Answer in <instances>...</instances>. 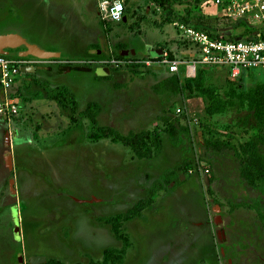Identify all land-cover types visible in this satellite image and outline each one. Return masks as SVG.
Instances as JSON below:
<instances>
[{"label":"rangeland","instance_id":"rangeland-1","mask_svg":"<svg viewBox=\"0 0 264 264\" xmlns=\"http://www.w3.org/2000/svg\"><path fill=\"white\" fill-rule=\"evenodd\" d=\"M27 1L0 0V32L7 28L21 30L44 46L61 48L63 54L39 67L46 75L23 70L18 77L14 96L19 113L9 116L13 128L9 133L14 140L20 134L23 147L19 153L21 158L15 161L12 178L23 186L24 198L31 204L27 206L25 223H20L17 210L21 211L22 207H4L0 195V264H28L27 257L35 251L49 258L60 256L63 262L79 260L72 256L81 253H90V257L80 258L97 260L104 247H117L114 237L104 233L101 224L104 217L121 213V202L133 204L144 194L151 195L155 205L150 207V217L140 218L132 227L133 246L130 256L122 257L121 264H173L169 244L175 238L177 243L184 242L183 233L180 236L176 231L179 215L200 214L209 199H213L216 215H209L213 257H199L210 252L205 242L199 240L197 249L182 247L183 258L175 259H181L182 264H264V257H252L248 261L245 257H236V246L232 244L238 230L234 223L231 225L230 217L239 210V205L251 204L264 212V181L256 177L246 181L241 177L248 144L256 141L264 154V142L257 139L262 123L257 114L264 113V74L259 70L247 71L241 81H235L226 68L204 67L189 76L183 67L180 79L191 80L194 90L182 87L178 94L172 95L156 89L170 75L168 70L143 63L157 57L154 48L171 50L178 58L187 60L185 53L189 49L183 43L180 27L195 26L199 19L209 21L216 28L231 27L235 39L249 27L221 18L222 8L214 4L204 6L205 0H169L168 3L166 0H122L128 20L121 24L103 19L98 5L106 0H54L59 8L65 9L61 18L56 15L59 9L53 15L43 0H30L28 4ZM41 11L56 18L51 20ZM148 43L153 46L149 48ZM124 48L135 50L136 55H128L126 60L132 64L119 69L99 64ZM24 51L25 48H19L14 53ZM100 68L112 69V75L101 79L98 77L103 74L101 70L97 78L87 74ZM201 71L203 77L199 80ZM55 75L61 77L53 83L50 79ZM71 95L75 96L78 107L84 101L101 106L99 124L102 127H110L124 136L150 129L152 135L146 142L158 139L161 148L152 151L148 159H141L112 136L90 140L91 122L80 115V110L77 113L68 108V116L60 114V104L54 98L60 97L67 104ZM209 107L218 113L211 114ZM164 116L175 117L179 126L188 129L183 135L184 143L175 146L170 142L166 128L171 122L163 123L160 118ZM3 120L7 122L8 117ZM5 142L3 138L4 146ZM32 151L34 163L29 157ZM188 159L193 161V167L185 175L187 181L179 179L173 189L163 191L165 182L176 183L171 168ZM141 170L157 181L153 190H146L142 195L139 191ZM25 181L28 183L24 184ZM13 183L10 179L5 185L10 192H13ZM50 186L56 194L71 195L76 191L83 198L89 197L91 189L107 200L91 199L93 202L82 204L65 202L61 197L41 203V196ZM255 209L240 208L237 221L250 222L255 230L254 219H259ZM243 210H251L254 216ZM214 217L218 226L213 225ZM228 218L230 225L227 221L223 226L222 222ZM94 220L97 227L93 226ZM188 240L191 246L193 240L189 237ZM67 245L74 251L70 252ZM21 253L22 261L19 260Z\"/></svg>","mask_w":264,"mask_h":264},{"label":"built area","instance_id":"built-area-1","mask_svg":"<svg viewBox=\"0 0 264 264\" xmlns=\"http://www.w3.org/2000/svg\"><path fill=\"white\" fill-rule=\"evenodd\" d=\"M214 4L222 8V16L228 21H235L240 26H247L245 34L233 38L231 27L216 28L214 32L195 27L181 26L183 43L188 46L185 54L187 60L170 57V50H163L161 57H152L143 63L147 66H159L168 70L169 74L180 75L183 67L189 76L195 75L200 67L226 68L232 80L241 77L252 70H259L264 74V0H205L204 6ZM104 20L115 24L127 19L125 3L122 0L99 5ZM115 57L100 61L102 66L119 69L132 64ZM153 60V61H152ZM50 62L27 57L16 59L8 55H0V116L18 115L19 106L14 94L18 84V77L26 67H36ZM142 63V64H143ZM26 72V71H25Z\"/></svg>","mask_w":264,"mask_h":264},{"label":"flooded vegetation","instance_id":"flooded-vegetation-1","mask_svg":"<svg viewBox=\"0 0 264 264\" xmlns=\"http://www.w3.org/2000/svg\"><path fill=\"white\" fill-rule=\"evenodd\" d=\"M16 51H17V49H16ZM16 51L10 50L8 52H9V54L18 55V53H14ZM75 101H76V99H75ZM88 104H90V103H88ZM79 108H80V105H79ZM84 110H82L80 108V115H83L81 113ZM7 147H8V150L12 151L10 146H4V149L5 148L7 149ZM17 150H18V148H17ZM13 152H15V151L13 150ZM22 154H23V152H22ZM29 157L32 160V163H34L35 159H33V151L29 154ZM17 158H18V155H17ZM137 158H139V157H137ZM16 161L18 162V159H16ZM178 165H180V164H178ZM178 165H175L171 169L174 170ZM13 169L15 171V166L13 168H9L6 164V162L3 165V167L0 168V173L4 172V174L7 177V183L10 179H13L12 178L13 177L12 176ZM174 174H175L174 176H175L176 183L174 184L171 180L165 182V188H163V191L164 190L169 191V190L173 189L175 187V185L177 184V180H179V179H181V181H183V182L187 181V178L185 177L186 174L183 175L182 171L179 170L178 172H176ZM30 178H31V176H30ZM18 180H20V179H18ZM27 180L29 181L28 177H27ZM31 181H32V178H31L30 182ZM26 182L27 181H25L23 183L27 184L28 182L27 183ZM68 182H70V181L68 180ZM156 182L157 181H156L155 177L150 178L146 174L144 175V172L141 170L140 183H139L140 185H142L141 186L142 189L139 187V191H141L140 192L141 195H142V193L144 194V192L146 190H149L151 188L153 190V187H155L157 184ZM69 184L71 185V183H69ZM73 186H75V185H73ZM71 187H72V185H71ZM59 188H62V187H59ZM15 189H16L15 190L16 193L14 195V201L18 206L22 207L21 211L18 210V215H19L18 221L20 223L21 222L25 223V221H26L25 217L28 216V213H29L28 207L30 206L31 203L27 199L24 198L25 192H23L24 189H23V186L20 184V182H18V184L16 183ZM47 189H49V190H47ZM47 189H46L47 191L45 193H43V195L41 196L42 197L41 203L42 202L45 203V201L47 202L49 200L53 201L56 199H61V197H63L65 199L64 200L65 202L66 201L67 202L73 201V202L82 203V204L88 203V202H93V200L96 202H101V201L107 200V198H105V197L103 199L100 196H98L91 189H90V195L87 198H83V197L79 196L76 191L72 192L71 195H67V194H59V193L56 194L54 192L55 189H53L51 186H50V188H47ZM61 190L64 191L65 189H61ZM63 193H66V192L64 191ZM147 196H148V199H146ZM91 199H93V200H91ZM207 202H209V203H207ZM207 202H205L204 207H202V209L198 212L200 214L196 215L194 213L185 212V215H182V213L179 212V214L180 213L181 214L179 215L180 219L178 221V224H177L178 228L176 231L178 233H180V236L183 233L184 237L182 238V240L184 242L181 243L179 241V243H177V239L175 238L176 241L174 243L171 242L169 244L168 251L171 255H174L171 259V263L174 264V262L180 261L182 264L181 259L183 257H181V248L182 247L186 248V250L192 249V251H193V250L197 249L195 247V245L199 240L204 241L206 248H209V250H210V252L204 253L205 257L206 258L213 257L212 254H213L214 238H213L212 227H211V223L209 221V218L211 217L210 214H213L214 216H216V215L214 214L215 212H214L213 199H209V201H207ZM142 203H145L146 206L140 212H138L135 216L130 217L129 216V215H131L130 213L133 212L134 209L139 204H142ZM153 205H155V201H154L153 197H151V195H145L144 194V197L142 196V198H139L133 204H131L129 202H125V203L121 202V204L119 205L121 213H117V214L111 215L109 217H104V220L101 222V224H103L102 228L104 229V233L107 236L110 235L111 237H114V239H115L114 243H116L115 246H117V247H115V248L104 247L101 250V254H100L101 257H98L97 260H93V258H91V259L90 258H80L82 255H83L82 257H90L89 256L90 253H86V254L81 253V255H79V256H77V255L72 256V257H78L79 260H74L73 262H72V260L71 261L67 260V261L63 262V258L60 256L49 258L47 255L43 254L42 252H41L42 254H39L37 251H35L33 253V255H30L27 257L26 262L28 264H31L30 263L31 257H33V256H44V257H46V262L43 264H121L122 257L125 258L127 256H130L129 252H130L131 247L133 246V239L131 237L132 236V230H131L132 227L134 226L135 223L138 222V220L140 218L144 219V218L150 217L149 215L152 214V211H149V210H151L150 207H152ZM50 208L51 207L49 206V209ZM22 214H23V217H21ZM209 215H210V217H209ZM212 220H213V225L218 226L216 217L212 218ZM94 223H95L94 225L92 223L91 224L94 227H97L96 220H94ZM222 225L224 226L225 223L222 222ZM14 226H15V224H14ZM15 228H16V226H15ZM99 228H100L99 230L102 231L101 227H99ZM192 231H193V234L190 235L191 234L190 232H192ZM194 231H195V234H194ZM13 236H14V231H13ZM65 237H67V236H65ZM188 237L193 240L192 244H191L192 248H190L191 246L189 245ZM59 238H60V236H59ZM179 240H181V238ZM130 242H131V244H130ZM67 246H68L67 249L70 252L74 251V249L69 247V245H67ZM200 246H202V245H200ZM68 250H65V251H68ZM202 256H203V254H201L199 257H202ZM58 257H60V258H58ZM177 257H181V259H175ZM163 259H165V258H163ZM168 259H170V257H168ZM203 259H205V258H203ZM19 260H21V261L23 260L22 253L20 254Z\"/></svg>","mask_w":264,"mask_h":264},{"label":"trees","instance_id":"trees-1","mask_svg":"<svg viewBox=\"0 0 264 264\" xmlns=\"http://www.w3.org/2000/svg\"><path fill=\"white\" fill-rule=\"evenodd\" d=\"M166 1L167 3L169 2V0H166ZM193 27L199 28L202 30H207L210 32H214L216 30V27L213 26L212 23H209V21H206L204 19L197 20L195 22V26ZM123 50H125V48ZM122 51L119 53H115V57L117 59L123 60V59H127L128 57H130V56H122L121 54ZM8 56L14 57L16 59H20L18 55L8 54ZM170 57L174 59L178 56L176 55V53L170 50ZM189 57L190 56L187 55V58ZM202 68L204 67H200L198 71H200ZM168 76L166 77L167 79L163 80L161 83H158L156 85V89L158 91L161 92L163 90V91H167L171 93L172 95H176L179 93L182 87L192 88V90H194L191 80L185 79L183 81L180 79V76H182V73L181 75L170 74ZM202 77L203 76H202V71H201L199 75V80H202ZM59 98L60 97H58V99L57 98H54V99L57 100V102L60 104L62 109L70 108L72 112H74L75 110H77V113L79 112L80 108L77 106L74 95H71L70 102L67 104H63V102L59 100ZM72 105L74 106V108L70 107ZM101 111H102L101 106H99L97 103L92 102L88 104L87 108L81 113L83 114L85 118L89 119L91 122L90 123L91 132L89 133V136H88L90 140L103 138L106 136L107 137L112 136L114 138H117L118 143H121L129 147L135 153V155L141 159H146V158L148 159L152 151L155 152V150H159L161 148V143L159 142L158 139H155V141H153L152 143L146 142L148 141L149 137L152 135V132L150 131L132 132L124 136V135L119 134L117 131L111 129L110 127H102L99 124V120H98L101 114ZM209 112L211 114H216L218 113V110L215 108L209 107ZM257 115L259 119L262 121V123L259 126V133L257 135V139L261 140V142H264V136H262V133L264 134V113L261 112V114H257ZM160 120L165 124H167L169 121L171 122V125L168 128H166V132L168 133L170 142H172L175 145H180L184 143L183 135L189 132L186 127L179 126L175 117L164 116V117H161ZM247 153H248L247 154L248 156L242 161L241 177L245 179L246 181H248L247 179H249V177H256L264 181V154L259 149L258 145L256 144V141L250 142L248 144ZM192 167H193V161L191 159H188L184 163L178 165L171 173L174 174L180 170L184 174H187L189 169H191ZM145 206H146L145 203L139 204L134 209V211L130 213L131 215L129 216L130 217L135 216ZM238 207H249V208L255 209L254 207H252L251 204L239 205ZM255 210L260 220L264 222V212L257 210V209Z\"/></svg>","mask_w":264,"mask_h":264},{"label":"crops","instance_id":"crops-1","mask_svg":"<svg viewBox=\"0 0 264 264\" xmlns=\"http://www.w3.org/2000/svg\"><path fill=\"white\" fill-rule=\"evenodd\" d=\"M21 1H25V0H21ZM30 1V0H29ZM29 1H27V4L29 3ZM59 2H63V1H59ZM31 3V2H30ZM42 3H44L45 4V7H48V8H51V10H52V13H53V15H55V12H57L58 10H56V9H59V11H58V13L56 14L58 17L57 18H61L62 17V15L65 13V9L62 7V9L61 8H59V6H57L55 3H54V0H43L42 1ZM58 5H60V4H58ZM43 6V5H42ZM64 6L66 7V6H68L67 4H64ZM99 6V5H98ZM44 7V6H43ZM44 7V8H45ZM37 11V10H36ZM38 12V11H37ZM41 13H44V15L43 16H49L48 15V13L46 12V11H41ZM48 18V17H47ZM53 18H56V16H53V17H50L49 16V19H53ZM8 29H10V28H7V29H3L1 32H0V34H4V33H19V34H21L23 37H25L27 40H29L31 43H34V44H37L38 46H40L41 48H43V49H45V50H47V51H50V52H57V53H59L60 54V56L63 54V50H61V48H57V47H53V46H44V45H42V44H40V43H38V42H36V41H34V40H32V38L30 37V35L29 34H25V32H23V31H21V30H18V29H16V30H8ZM29 30H30V28H29ZM126 40V39H125ZM149 44V43H148ZM153 46V44L152 45H150L149 44V48H151ZM154 48V47H153ZM156 49H158V48H154V50H156ZM32 58H36V57H32ZM38 59V58H37ZM45 61H51V60H45ZM51 63V62H50ZM41 65H39V66H36V67H34L35 68V72H34V74H36L37 72L39 73V71L40 72H42V74H44V75H46L47 74V72H45V71H41V70H39ZM48 66V65H47ZM27 68V67H26ZM25 68V69H26ZM46 68H48V67H46ZM45 68V69H46ZM94 68V67H93ZM157 68H160V67H157ZM53 69H54V67H53ZM101 69H105V68H100V69H97L96 70V72H94V71H91L90 73H87V74H91V75H93L94 76V78H97V73H98V71L99 70H101ZM109 69V68H108ZM161 69V68H160ZM110 70V72H112V70L111 69H109ZM47 71V70H46ZM158 71V70H157ZM160 71V70H159ZM37 73V74H38ZM110 75H112V73L110 74ZM109 75V76H110ZM67 77H69V74H67L66 75ZM109 76H104L105 78H108ZM51 77H53V78H51L50 80L54 83V82H57V81H59V77H61V76H51ZM98 77H100L101 79H102V77L103 76H101V75H99ZM107 80V79H106ZM105 80V81H106ZM102 82V81H101ZM107 83L109 82V81H106ZM69 84H70V82H68ZM72 86H74V85H72ZM52 87H53V85H52ZM82 97H85V95L84 96H82ZM87 97V96H86ZM2 98H3V96H2V93H1V90H0V100H2ZM79 102H81L82 103V99L80 100V96H79ZM84 100H85V98H84ZM83 100V101H84ZM87 100V99H86ZM90 102V101H89ZM89 102H87L86 104H85V101H84V103H82V105L80 106V108L82 109V110H84V108H86L87 107V105H88V103ZM60 114H62L63 116L64 115H69V112H68V110L67 109H62L61 108V106H60ZM83 116V115H82ZM84 117V116H83ZM3 116H1V118H0V168H2L3 167V165L5 164V162H6V164H7V166L9 167V168H13L14 166H15V161H16V159H17V155H18V158H21L20 157V148L21 147H23V143H22V138H21V135L20 134H17V135H19V137H18V139H16V140H14V137H12V139L10 138V133H11V131L13 130V128H12V126H11V121L12 120H10L9 119V117H8V121L7 122H5L4 120H3ZM7 118V117H6ZM85 118V117H84ZM87 119V118H86ZM161 119V118H160ZM98 120H100V116H99V118H98ZM90 121V120H89ZM15 130H16V127H15ZM148 130H150V129H147V131ZM3 131L5 132L4 133V136H3ZM10 132V133H9ZM90 132V131H89ZM137 132H141V131H137ZM15 133H18V132H15ZM3 138H5V140H6V142H5V145L6 146H10V148H11V150L12 151H10V150H8V147H7V149L5 148L4 149V145L1 143V142H3ZM27 143H29V140H27ZM175 145V144H174ZM176 146V145H175ZM17 148H18V150H17ZM13 150L15 151V152H13ZM17 150V151H16ZM44 156H46V155H44ZM13 166V167H12ZM13 181L15 182L14 184H13V192H10V191H8L7 189H6V183H7V177H6V175L4 174V172H3V181L0 183V195H2V197H3V201H2V204H3V206L4 207H10V208H18L17 206V204L15 203V201H14V195H15V193H16V189H15V187H16V180L13 178ZM15 185V186H14ZM15 191V192H14ZM5 199H10V201L8 202V200L5 202ZM12 200V201H11ZM240 208H242V207H239V210H240ZM18 210H19V208H18ZM17 210V211H18ZM239 210H236V211H234L231 215H230V217L232 218V221H231V225L234 223L235 225H236V227H237V230H238V232H237V236H235L234 237V240H233V244L232 245H234V246H236V257H245L246 259H247V261L249 260V259H251L252 257H264V254H263V251H264V224L261 222V220H260V218L258 219L257 217L254 219V226H255V230H254V228L252 227V226H250V222H244V223H242L243 221L240 219L239 221L240 222H238L237 221V217H238V213H237V211H239ZM243 211H246L247 213L249 212L250 214H251V216H254V213L250 210H243ZM229 217V216H228ZM259 217V216H258ZM238 219H239V217H238ZM227 221H228V223H229V225H230V220H229V218H228V220H226V221H223L224 223L226 222L227 223ZM244 224V225H243ZM235 227V228H236ZM229 253H230V250H229ZM202 257H205V254H203V256Z\"/></svg>","mask_w":264,"mask_h":264},{"label":"water","instance_id":"water-1","mask_svg":"<svg viewBox=\"0 0 264 264\" xmlns=\"http://www.w3.org/2000/svg\"><path fill=\"white\" fill-rule=\"evenodd\" d=\"M124 22H126V18L124 19ZM19 48H25L24 52L18 53V56L21 58L36 57L41 60H52L54 58L60 57L59 53L47 51L37 44L31 43L19 33L0 34V55H8V51L16 50ZM121 54L122 56H135L136 52L134 49H125ZM155 54L161 57L163 55V51L161 49H156ZM25 71L28 73H34L35 68L27 67ZM101 71H103L102 76H109L111 74L108 68L101 69ZM45 262L46 257L44 256H33L30 258L31 264H43Z\"/></svg>","mask_w":264,"mask_h":264}]
</instances>
